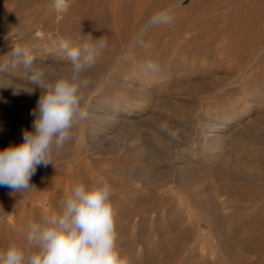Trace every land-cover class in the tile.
I'll return each instance as SVG.
<instances>
[{"label": "rangeland", "instance_id": "obj_1", "mask_svg": "<svg viewBox=\"0 0 264 264\" xmlns=\"http://www.w3.org/2000/svg\"><path fill=\"white\" fill-rule=\"evenodd\" d=\"M175 3L70 0L58 13L53 0H0V56L29 46L49 82L70 64L62 38L107 41L73 140L37 168L35 188L0 186V250L26 245L27 223L56 211L72 184L106 179L128 264H264V0H183L172 24H150ZM12 81L32 91L0 88V149L32 129L43 91L19 73ZM117 107L135 114L112 121ZM208 116L235 119L214 151L198 147ZM175 143L197 150L182 172L170 158ZM236 161L258 168L257 179L240 176Z\"/></svg>", "mask_w": 264, "mask_h": 264}, {"label": "clouds", "instance_id": "obj_2", "mask_svg": "<svg viewBox=\"0 0 264 264\" xmlns=\"http://www.w3.org/2000/svg\"><path fill=\"white\" fill-rule=\"evenodd\" d=\"M182 3L179 0L155 13L150 24H172L173 13ZM53 7L64 12L70 0H53ZM106 45L103 37L89 36L79 44L62 38L59 47L70 64L50 82L43 62L29 46L13 44L0 56V88L13 86L14 95L28 91L12 81L19 73L43 89L31 113L35 117L32 129L23 131L21 143L0 149V186L14 193L35 188L30 181L37 168L53 165L54 155L73 140V130L89 115L83 91L91 84L87 74L97 65ZM111 196L112 187L106 179L72 184L56 211L27 223L26 245L10 242L0 250V264H128L117 247Z\"/></svg>", "mask_w": 264, "mask_h": 264}, {"label": "bare ground", "instance_id": "obj_3", "mask_svg": "<svg viewBox=\"0 0 264 264\" xmlns=\"http://www.w3.org/2000/svg\"><path fill=\"white\" fill-rule=\"evenodd\" d=\"M28 36V35H27ZM60 50V48H58V51ZM61 51V50H60ZM46 60V59H45ZM56 62V61H55ZM53 63V62H52ZM58 65V64H57ZM60 65H61V63H60ZM46 66V65H45ZM54 66V65H53ZM47 67V66H46ZM61 67V66H60ZM59 68V67H58ZM60 69H62V67L60 68ZM65 69V68H64ZM117 104V103H116ZM104 110V109H103ZM133 108H126V109H123V108H115L114 109V111H116V113L114 114V115H112L111 117H110V119L112 120V121H120V120H124V119H126L128 116H131L132 114H135V112H133ZM107 113V112H106ZM246 116V114H243V117H245ZM110 120V121H111ZM216 119H215V117H210V116H208V117H206L205 118V120H204V126H205V130H204V132H203V136L205 137L203 140H200L199 141V145H202V146H204V147H201V146H198L199 148H201V149H203V148H205L204 150H208V151H214L216 148H218L219 149V147H220V145L221 144H218V142L219 141H221V140H223L222 138H221V136H223L222 135V133L224 132H226V130L227 129H229V127L231 126V124L234 122V120L235 119H233V120H229V121H227V122H224V123H222L221 122V124L219 123V122H217V121H215ZM254 133V132H253ZM202 134V133H201ZM225 136V135H224ZM252 136L254 137V138H256L258 141H257V143H263V140L261 139H258L257 137H255L253 134H252ZM220 138H221V140H220ZM251 138V137H250ZM166 141V140H165ZM163 142V141H162ZM223 142V141H222ZM173 145H175L174 146V148H172V146L169 148V152H170V158L172 159V161H173V163H174V167H175V170L177 169V171H183V169L187 166V162H188V159H189V157L190 156H188L189 154L191 155V154H195L196 152H197V150L196 149H194L193 147H190V146H188V147H186V146H182L181 144H179V143H175V144H173ZM223 147V146H222ZM198 148V149H199ZM221 148V147H220ZM224 148V147H223ZM200 149V150H201ZM169 155V154H168ZM225 158H227V157H224V160H225ZM229 159V158H228ZM227 160V159H226ZM229 160H227V162H228ZM226 162V161H225ZM236 168H237V171L239 172V174H241L240 176H242V177H247V176H249V175H251V177L252 176H254V177H256L255 175H258V173H259V169L258 168H252V167H248L247 165H246V163L244 164L243 162H241V161H236ZM199 165V164H198ZM256 167V166H255ZM227 168V167H226ZM260 168V167H259ZM229 170H230V168L229 169H226L224 172H223V174H222V176L224 175V181H225V183H230L229 181H230V173H229ZM181 171V172H182ZM262 171V170H261ZM234 172H236V171H234ZM184 173V172H183ZM222 173V172H221ZM183 177H184V175H182ZM179 177V176H178ZM259 177V176H258ZM253 178V177H252ZM256 179H257V177H256ZM259 179V178H258ZM224 181H223V183H224ZM263 182H264V180H263ZM233 184V183H232ZM249 186V185H248ZM229 187V189L231 190V191H235V192H237L238 193V195H241V196H239V197H244V196H247V194H248V191L246 190V189H242V188H234V187H232V186H228ZM249 188V187H248ZM229 191V190H228ZM251 192V191H250ZM253 193V192H252ZM251 193V194H252ZM250 194V195H251ZM249 195V196H250ZM248 196V197H249ZM238 197V196H237ZM238 197V198H239ZM251 197V196H250ZM245 198V197H244ZM247 198V197H246ZM264 220V219H263ZM258 222H259V220H258ZM258 222H254L255 224L254 225H256V223H258ZM261 222H263L264 223V221H262L261 220ZM252 225V224H251ZM258 225L260 226V224L258 223ZM263 225V224H262ZM261 225V226H262ZM259 226H258V228H259ZM263 227V226H262ZM226 235V234H225ZM255 241V240H254ZM257 241V240H256ZM258 242H259V240H258ZM252 243H253V241H252ZM256 243V242H255ZM247 244V243H246ZM248 246V245H247ZM256 247V246H255Z\"/></svg>", "mask_w": 264, "mask_h": 264}]
</instances>
